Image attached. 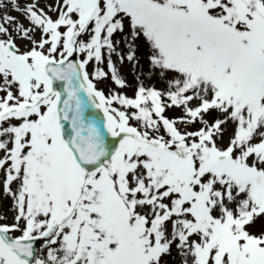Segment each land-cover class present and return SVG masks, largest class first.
<instances>
[{
  "label": "snow or ice",
  "instance_id": "1",
  "mask_svg": "<svg viewBox=\"0 0 264 264\" xmlns=\"http://www.w3.org/2000/svg\"><path fill=\"white\" fill-rule=\"evenodd\" d=\"M0 264H264V0H0Z\"/></svg>",
  "mask_w": 264,
  "mask_h": 264
},
{
  "label": "rangeland",
  "instance_id": "2",
  "mask_svg": "<svg viewBox=\"0 0 264 264\" xmlns=\"http://www.w3.org/2000/svg\"><path fill=\"white\" fill-rule=\"evenodd\" d=\"M13 14H15V13H13ZM121 72H122V74H124L126 76V78L129 80V82L133 84V87H134V81H133V77L131 74L130 67L127 64L121 66ZM157 86L159 87V85H157ZM101 87H104V85H101ZM126 94L129 96H132L133 95V89L126 90ZM4 210L6 211V208Z\"/></svg>",
  "mask_w": 264,
  "mask_h": 264
}]
</instances>
